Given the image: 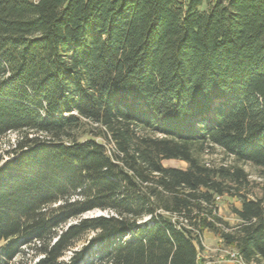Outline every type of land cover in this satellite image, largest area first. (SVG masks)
Returning <instances> with one entry per match:
<instances>
[{
	"label": "trees",
	"instance_id": "trees-1",
	"mask_svg": "<svg viewBox=\"0 0 264 264\" xmlns=\"http://www.w3.org/2000/svg\"><path fill=\"white\" fill-rule=\"evenodd\" d=\"M11 133L0 264H204L206 231L264 264V183L204 159L264 173V0H0Z\"/></svg>",
	"mask_w": 264,
	"mask_h": 264
},
{
	"label": "rangeland",
	"instance_id": "rangeland-1",
	"mask_svg": "<svg viewBox=\"0 0 264 264\" xmlns=\"http://www.w3.org/2000/svg\"><path fill=\"white\" fill-rule=\"evenodd\" d=\"M16 135L14 133L8 134L0 140V150L8 149L10 143L11 145L15 143ZM204 159L211 165L220 164H238L243 167L248 173L250 180L252 181L250 187V196L252 198L258 197L261 194L260 186L264 183V173L260 169L256 168L250 163L236 162L232 156L227 155L218 146L210 147L208 151L204 153ZM164 165L174 166L179 168H186L187 163L182 160L169 159L165 160ZM219 203L220 214L228 220L231 224L237 223V218L235 214L231 211V204L240 206V202L237 198L230 196H217ZM103 214L102 211H93L87 215H100ZM204 249L200 251V259L204 264H246L244 261L241 263L237 259L230 256L227 252H233L231 247L225 246L221 239L215 234L206 231L203 238Z\"/></svg>",
	"mask_w": 264,
	"mask_h": 264
},
{
	"label": "built area",
	"instance_id": "built-area-1",
	"mask_svg": "<svg viewBox=\"0 0 264 264\" xmlns=\"http://www.w3.org/2000/svg\"><path fill=\"white\" fill-rule=\"evenodd\" d=\"M230 256H232L233 258L237 259L238 261H240L241 263L243 262L242 257H240V255L237 252H227Z\"/></svg>",
	"mask_w": 264,
	"mask_h": 264
}]
</instances>
